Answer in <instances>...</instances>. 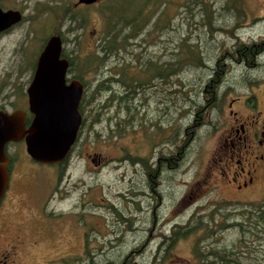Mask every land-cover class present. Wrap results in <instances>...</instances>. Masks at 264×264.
Listing matches in <instances>:
<instances>
[{
  "label": "rangeland",
  "instance_id": "rangeland-1",
  "mask_svg": "<svg viewBox=\"0 0 264 264\" xmlns=\"http://www.w3.org/2000/svg\"><path fill=\"white\" fill-rule=\"evenodd\" d=\"M76 2L0 0L24 14L0 33V110L27 111L25 85L55 32L85 85L62 166L34 162L24 141L6 145L0 252L11 264H264V190L234 194L212 158L229 110L264 93V0H207L209 22L187 0ZM110 27L124 49L103 52Z\"/></svg>",
  "mask_w": 264,
  "mask_h": 264
},
{
  "label": "water",
  "instance_id": "water-1",
  "mask_svg": "<svg viewBox=\"0 0 264 264\" xmlns=\"http://www.w3.org/2000/svg\"><path fill=\"white\" fill-rule=\"evenodd\" d=\"M96 1L78 0L85 4ZM20 19L18 10L0 8V31ZM61 53V37L51 35L39 53L26 90L28 110L32 114L28 126L22 110H0V202L9 182L8 143L24 140L25 151L34 161L53 164L66 158L77 138L82 121L78 110L82 84L78 80L65 83L69 61Z\"/></svg>",
  "mask_w": 264,
  "mask_h": 264
},
{
  "label": "flooded vegetation",
  "instance_id": "flooded-vegetation-1",
  "mask_svg": "<svg viewBox=\"0 0 264 264\" xmlns=\"http://www.w3.org/2000/svg\"><path fill=\"white\" fill-rule=\"evenodd\" d=\"M100 1H103V0H98L91 4H85V3H79L77 0V2L74 5L84 7V6L93 5ZM8 9L18 10L21 14V19L19 22L0 31V33L8 30L9 28H13L17 26V24H19L24 19V14L20 9L13 6L11 8L9 7L3 10H8ZM54 34H58L61 37L59 32L58 33L55 32L51 35H54ZM51 35H49V37ZM61 39H62L61 57H65L69 61V57L64 53V50H63V38L61 37ZM36 63H37V59H36V62L33 64L34 69L32 71L31 78L25 85L24 97L26 100L25 102L27 103V111L23 109L22 111L25 113L26 120H27V126L29 125L32 119V114L28 110V96H27L26 90L33 78V75L36 69ZM70 73L72 72L70 71V61H69V66L66 72L65 83L69 84L72 80H78L82 84V95H81V99H80L79 106H78V110L82 117V121L80 124V127H81L83 124V114L81 112L80 107L82 105L83 91H84L85 85L78 75L75 74L71 76L69 75ZM243 105H244L243 114L238 115L237 111L233 109L229 110L230 119L227 121L226 125L219 133V141L218 142L216 141L215 145L213 146L214 150L212 151V154H213L212 158L214 162L213 167L215 168V170L219 172V175H221L222 178L226 179L225 183L227 184L228 187L231 188L234 194L249 196L253 193H259L264 190V93L260 96L259 99L256 96L253 97V100L252 98H248V97L244 98ZM80 127H79V130H80ZM77 136H78V133H77ZM22 141L24 140H21L20 142ZM74 143L71 146V148L74 146ZM26 156L28 158H31L27 153H26ZM8 159H9V162L7 166H8V173H9V182H8V187L4 193V196L0 202V209L2 208V205L9 193V190L12 186V181H13V178H12L13 158L8 156ZM92 161L94 162V158L92 159ZM63 163H64V160L58 163H53L51 165L62 166ZM260 194L262 193H259L257 195H260ZM34 199L35 201L38 200L37 198H34ZM52 213L53 211H48L46 210V208L43 209L44 217L55 216ZM1 217H4V215ZM0 220H2V218H0ZM2 221L4 222V220ZM5 231H6L5 223L0 222V241L3 238ZM20 242L23 245L25 244V241L23 240ZM8 256H9L8 252L7 253L4 251L0 252V264H11L8 262V259H7ZM53 263L54 262H51L50 264H53Z\"/></svg>",
  "mask_w": 264,
  "mask_h": 264
},
{
  "label": "trees",
  "instance_id": "trees-1",
  "mask_svg": "<svg viewBox=\"0 0 264 264\" xmlns=\"http://www.w3.org/2000/svg\"><path fill=\"white\" fill-rule=\"evenodd\" d=\"M188 1V3H186V4H184V5H186L189 9H191V6L193 5V6H196V5H198V4H200V5H204L205 7H206V19L208 20V22L210 21V19H211V15H212V12H210L211 11V9H210V6L207 4L208 2H207V0H187ZM227 3H226V7H228V8H231V9H237V4H239V3H242V0H225ZM138 7H140V6H138ZM137 7V8H138ZM65 9V8H64ZM68 9V7H66V9L65 10H67ZM210 9V10H209ZM209 10V11H208ZM64 11V10H63ZM171 17L167 12H164L162 15H161V18L159 17V20H157V26H158V30H160V29H162L163 28V22L164 21H167L166 20V17ZM148 17L149 16H145V17H143L142 18V20L140 21V22H137V23H135L134 25L135 26H137V28H142L143 26H145V24H146V22H147V20H148ZM125 20H126V22H130L131 21V19H127L126 17H125ZM134 20H135V18H134ZM133 20V21H134ZM132 23V22H131ZM113 27H110V28H108V30L106 31V34H107V36L109 37V41L107 42V46H106V48L104 49V48H102V50H103V52H107V51H113V50H117V49H119V47L121 48V49H124V44L122 43V42H120V45L118 44V39H119V36H120V33H121V29H119V30H114L113 31V29H112ZM133 32L134 31H132V30H130L129 32H127L126 33V35H124V36H127V39H130L131 37H132V35L131 34H133ZM123 37V36H122ZM193 50V52H195V54H197L198 56H196L197 57V59L195 60V63H196V65H200L201 64V60H200V56H199V54H198V51L196 52V49H192ZM180 51H181V48H180ZM73 60H74V58H72V57H70L69 58V61H70V71L72 72V68H73V64H74V62H73ZM85 60L82 62V65H85ZM179 63V61H175V62H171V63H169L171 66H170V69H172V68H174V65H176V64H178ZM158 70V68H154L153 70H152V73H151V77H153V76H155L156 74H158L159 72L157 71ZM166 73H169V66L167 67V69H166V71H165ZM121 74V73H120ZM114 76V80L115 81H117V82H119V83H123V84H125V81H126V79H124V80H122L120 77H119V75L118 76H115V74L113 75ZM150 77V78H151ZM154 78V77H153ZM111 80L112 79H110L109 81L111 82ZM128 88H129V86H127ZM130 89H133V88H130Z\"/></svg>",
  "mask_w": 264,
  "mask_h": 264
}]
</instances>
